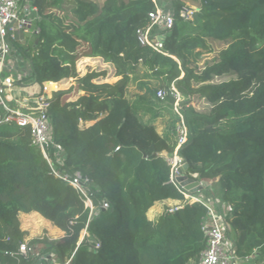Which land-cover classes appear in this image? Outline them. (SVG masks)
<instances>
[{"label":"trees","instance_id":"obj_1","mask_svg":"<svg viewBox=\"0 0 264 264\" xmlns=\"http://www.w3.org/2000/svg\"><path fill=\"white\" fill-rule=\"evenodd\" d=\"M157 1L177 13L160 50L137 34L150 23L154 0H34L40 33L18 46L38 82L77 79L82 94L68 101V91L60 90L50 113L65 150L61 167L90 180L95 210L90 216L76 188L52 172L29 127L0 124V264L199 263L208 210L184 203L164 154H173L177 141L162 135L128 96L142 71L162 77L167 88L175 83L184 112L194 96L212 105L209 114H196L203 127L188 128L178 153L189 164L186 175L217 182L213 195L230 204L226 221L239 264H264V0ZM187 2L199 8L193 20L179 16ZM213 41L226 46L199 71L197 61ZM85 58L111 64L120 78L81 74ZM226 76L235 77L213 82ZM165 200L184 206H166L151 219V208ZM20 212H38L64 234L41 255H25L28 231Z\"/></svg>","mask_w":264,"mask_h":264},{"label":"built area","instance_id":"obj_2","mask_svg":"<svg viewBox=\"0 0 264 264\" xmlns=\"http://www.w3.org/2000/svg\"><path fill=\"white\" fill-rule=\"evenodd\" d=\"M154 1L156 8L149 13L150 23L138 29L137 34L144 45L160 50L163 35L173 28L177 13L173 7H163L157 0ZM198 11L196 5L187 2L178 13L184 20H193ZM38 19V7L34 0H0V124L29 127L32 143L41 149L52 172L76 188L83 197L86 207L90 208L92 216L95 207L88 186L90 180L84 178L80 172L71 173L61 167L65 150L55 139L50 107L55 93L62 90V84L60 81L40 83L35 80L32 62L18 46L26 45L30 38L40 33ZM22 85L24 86L21 87ZM32 86L36 88L26 91V94H18ZM169 93L176 99L174 108L179 115L177 126L179 136L175 155L170 158L168 153H164L172 166L171 182L184 195V203L198 202L208 210V217L202 227L207 244L198 264H239L242 258L237 252L236 244L229 237V226L226 221L231 209L230 204L213 194V198L210 199L199 194L204 190L211 191V182L207 180L200 181L204 186L202 190L192 192L177 179L180 168L185 163L178 151L188 141L189 131L184 116L179 111L181 93L175 84L171 85L169 92L165 88L158 90L157 95L160 99H166ZM197 177L198 173H193V178ZM103 206L107 208L109 204L104 202ZM22 248L23 245L21 251Z\"/></svg>","mask_w":264,"mask_h":264},{"label":"rangeland","instance_id":"obj_3","mask_svg":"<svg viewBox=\"0 0 264 264\" xmlns=\"http://www.w3.org/2000/svg\"><path fill=\"white\" fill-rule=\"evenodd\" d=\"M163 2H166L168 6L172 5V2L170 0H163ZM210 46L211 50L204 51L197 61L199 71L205 70L207 66L212 64L218 52L226 45L220 41H213L210 43ZM85 64H82V67H84ZM88 70H94L96 72L106 71L110 73L111 76H107V78L105 79V81L108 82H114L120 78L119 76H113V72L115 70L114 66L108 63H103L102 61L86 65L84 67V72ZM140 77L141 78L138 81L131 82L129 84L128 96L130 97L132 102L141 110V113L146 120H153L156 123L157 129L159 130V132H161L162 135L166 136L170 140L177 141V138L179 136L177 130L179 115L174 108L176 99L173 103H171L167 99H160L157 95L158 90L162 88L167 89L169 92L171 86L167 88L165 86L164 79L151 71H142L140 73ZM233 77L235 76H226L224 78L216 77L213 82L219 83L224 80H229ZM70 80H64L65 88L63 90L68 91L67 93H65V96L69 97L71 101V99L73 100L78 96V90L74 91L71 85L67 83ZM169 95L171 94L169 93ZM182 101L183 97L181 94V99L178 103L179 111L183 114L187 127L189 129L190 127H192L195 131L202 128V123L198 119H196V114H209L212 109V105L207 102V99L204 96H194L191 98V101L188 103V105L185 106L184 112ZM174 155L175 151L173 154H169L170 158H173ZM211 187V189L214 190L213 192L219 193L220 186L217 182L212 181ZM199 194L207 199L213 198L212 191L204 190ZM171 207H173L174 209L175 204L171 205ZM164 208L165 205L162 207L153 208L149 211V217L154 218L157 212H159L158 210L163 211ZM19 219L21 227L28 231V236L22 248V253L25 255H41L45 248L50 244V241L55 240L64 234L63 230L55 226L51 221L43 217L38 212H20ZM85 233L86 230L82 232V237ZM232 236H234L233 233ZM35 239H39L40 241L32 243V240ZM247 263L255 264L253 260Z\"/></svg>","mask_w":264,"mask_h":264},{"label":"crops","instance_id":"obj_4","mask_svg":"<svg viewBox=\"0 0 264 264\" xmlns=\"http://www.w3.org/2000/svg\"><path fill=\"white\" fill-rule=\"evenodd\" d=\"M89 59V60H88ZM94 61H98V62H101L102 60L100 59V58H85L84 60H82V64H85V63H93ZM80 71L82 72L81 74H84L85 72H84V67H82V65L80 66ZM107 76H111V74L110 73H108L107 74ZM113 76H115L114 75V73H113ZM107 78V77H106ZM71 79V80H70ZM64 80H70L69 82H67V83H69L70 85H71V87H72V89H74V91H77L78 90V96L77 97H75L73 100H76L81 94H82V92L77 88V79H75V78H69V79H64ZM64 80H62V81H60L61 82V84H62V90L65 88L64 87ZM105 81V80H104ZM117 81V80H116ZM116 81H114V82H116ZM24 85H22L21 87H23ZM30 88H32V89H30ZM27 87V90L25 89V90H22L21 92H18V94L20 93V94H26V91H30V90H33V89H35L36 87L35 86H32V87ZM68 101L70 100L69 99V97H68V99H67ZM72 99H71V101H73ZM209 182H212V181H209ZM173 204H175V207H182L183 205H184V203H182V202H178V201H173V200H165V201H160V202H157L152 208H151V210L153 209V208H155V207H162V206H164L165 205V208L163 209V211L166 209V206L168 207H171V205H173ZM159 212H157V214H156V216L154 217V218H151V219H155L156 217H157V215H159L160 213H162L163 211H160V210H158Z\"/></svg>","mask_w":264,"mask_h":264},{"label":"water","instance_id":"obj_5","mask_svg":"<svg viewBox=\"0 0 264 264\" xmlns=\"http://www.w3.org/2000/svg\"><path fill=\"white\" fill-rule=\"evenodd\" d=\"M165 35H163V39H165ZM189 164L185 162L183 167L180 168V174L178 175V181L188 190L192 192L200 191L203 189V184H201L200 180H196L193 177H189L185 174V171L188 170ZM86 176H84L85 178Z\"/></svg>","mask_w":264,"mask_h":264}]
</instances>
